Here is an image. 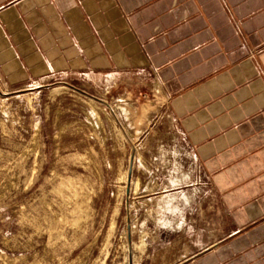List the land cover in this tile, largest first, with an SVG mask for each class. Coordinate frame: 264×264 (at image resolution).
<instances>
[{
	"label": "rangeland",
	"instance_id": "1",
	"mask_svg": "<svg viewBox=\"0 0 264 264\" xmlns=\"http://www.w3.org/2000/svg\"><path fill=\"white\" fill-rule=\"evenodd\" d=\"M168 98L156 73L0 66V264H264V217L222 212Z\"/></svg>",
	"mask_w": 264,
	"mask_h": 264
},
{
	"label": "crops",
	"instance_id": "2",
	"mask_svg": "<svg viewBox=\"0 0 264 264\" xmlns=\"http://www.w3.org/2000/svg\"><path fill=\"white\" fill-rule=\"evenodd\" d=\"M0 66L158 74L222 212L264 217V0H0Z\"/></svg>",
	"mask_w": 264,
	"mask_h": 264
}]
</instances>
